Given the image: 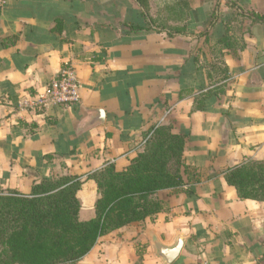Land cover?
Listing matches in <instances>:
<instances>
[{"label": "crops", "instance_id": "1", "mask_svg": "<svg viewBox=\"0 0 264 264\" xmlns=\"http://www.w3.org/2000/svg\"><path fill=\"white\" fill-rule=\"evenodd\" d=\"M189 1L188 29L174 35L132 31L147 27L135 0H8L0 10V194L80 175L88 220L98 197L88 175L124 169L160 124L186 135L184 185L158 192L169 210L102 236L77 264H134L139 252L141 264H166L154 238L173 246L179 237L172 264H264V201L239 198L224 174L264 159V21L248 16L264 15V0ZM224 35L239 45L219 46L229 78L214 83L213 46ZM66 61L81 101L37 104ZM220 84L224 93L194 108Z\"/></svg>", "mask_w": 264, "mask_h": 264}, {"label": "trees", "instance_id": "2", "mask_svg": "<svg viewBox=\"0 0 264 264\" xmlns=\"http://www.w3.org/2000/svg\"><path fill=\"white\" fill-rule=\"evenodd\" d=\"M144 13L147 27L131 26L132 31L149 29L169 35L186 33L189 0H135ZM151 3L156 5L150 13ZM168 14V17H162ZM247 16L245 12H240ZM255 21L263 14L251 12ZM217 16L211 21L216 23ZM221 47H238L239 41L224 35L213 46L217 60L208 76L219 83L229 78V68L221 57ZM239 47H244L241 45ZM222 49V48H221ZM225 92L224 84L195 98V109H205L206 99ZM142 149L122 170L113 163L88 175L97 184L95 216L80 218L78 192L80 175H60L35 182L30 193L10 189L0 194V264H77L99 239L133 222H142L169 205L159 196L164 189L184 185L186 135L175 133L171 124H160L146 134ZM225 178L241 199L264 201V159H245L228 168ZM142 254L134 264H141Z\"/></svg>", "mask_w": 264, "mask_h": 264}, {"label": "built area", "instance_id": "3", "mask_svg": "<svg viewBox=\"0 0 264 264\" xmlns=\"http://www.w3.org/2000/svg\"><path fill=\"white\" fill-rule=\"evenodd\" d=\"M8 0H0V10ZM81 82L76 73L75 66L70 62H64L59 75L52 80L47 88L41 92L36 100L39 105L76 104L81 101Z\"/></svg>", "mask_w": 264, "mask_h": 264}, {"label": "water", "instance_id": "4", "mask_svg": "<svg viewBox=\"0 0 264 264\" xmlns=\"http://www.w3.org/2000/svg\"><path fill=\"white\" fill-rule=\"evenodd\" d=\"M154 244L158 257L166 264H172L180 255L184 246V240L182 237H179L173 246H167L157 238H154Z\"/></svg>", "mask_w": 264, "mask_h": 264}, {"label": "rangeland", "instance_id": "5", "mask_svg": "<svg viewBox=\"0 0 264 264\" xmlns=\"http://www.w3.org/2000/svg\"><path fill=\"white\" fill-rule=\"evenodd\" d=\"M151 9V8H150ZM162 17H168V14H165V15H163ZM140 245H142L141 243H140ZM138 260V259H137Z\"/></svg>", "mask_w": 264, "mask_h": 264}]
</instances>
